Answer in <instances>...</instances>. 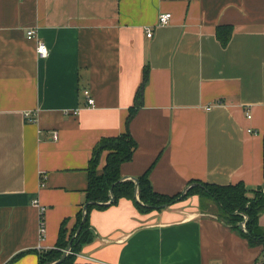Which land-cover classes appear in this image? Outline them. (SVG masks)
<instances>
[{
	"label": "crops",
	"instance_id": "0c3cea01",
	"mask_svg": "<svg viewBox=\"0 0 264 264\" xmlns=\"http://www.w3.org/2000/svg\"><path fill=\"white\" fill-rule=\"evenodd\" d=\"M133 107L122 176L149 171L168 195L200 181L264 191V0H0V264H39L64 223L70 239L95 146L127 131ZM220 210L200 194L148 212L125 197L93 207L74 264H256L264 242Z\"/></svg>",
	"mask_w": 264,
	"mask_h": 264
},
{
	"label": "trees",
	"instance_id": "16d2710c",
	"mask_svg": "<svg viewBox=\"0 0 264 264\" xmlns=\"http://www.w3.org/2000/svg\"><path fill=\"white\" fill-rule=\"evenodd\" d=\"M230 34L222 36L219 30V37L222 39V43L226 45L231 37ZM148 78V70L145 72V81ZM143 86L139 89L136 100L140 103L143 99ZM136 112V107L131 109V112L127 119V131L115 136L103 138L95 146L93 159L91 160L89 167V187L87 190V201L94 203L89 204L86 211V221L82 225V229L79 234L74 238L72 244L71 253H69L62 263L60 264H74L75 253L80 251L83 244L89 242L91 237L89 215L90 210L93 207L103 208L108 205L116 204L122 198L131 199L137 208L143 212L151 210H161L163 205L172 204L186 199L192 194H200L202 196H208L212 198L219 208L230 218V221L239 225V222L244 220L245 215L248 216L246 223L245 235L254 242H264V232L261 231L259 226L260 215L264 212V191H255L254 196H249V189L244 183L229 184V185H218L204 183L208 189H204L201 186H191L185 194L183 192L168 195L159 193L154 190L150 177L149 171L138 177L140 181L138 196L136 197L135 192V181L132 179L120 180L122 178L120 167L123 162L130 161L133 158L135 150L137 148V141L132 136L129 124ZM103 152H108L106 158V164L101 173L97 172V166L100 162L101 155ZM191 182L189 184H192ZM113 187V195L115 199L110 204H105L111 199V188ZM146 204L154 207L146 206ZM84 213L83 209L79 212L77 218V225L74 229L70 239H66L65 223L61 227L59 240L57 247L49 249L47 251L40 252L39 264L52 263L61 258L64 249L67 247L69 241L75 235L78 227L80 226Z\"/></svg>",
	"mask_w": 264,
	"mask_h": 264
},
{
	"label": "built area",
	"instance_id": "2783aa9c",
	"mask_svg": "<svg viewBox=\"0 0 264 264\" xmlns=\"http://www.w3.org/2000/svg\"><path fill=\"white\" fill-rule=\"evenodd\" d=\"M172 19V13L171 12H161L159 14V17H158V23L160 25H167L170 23ZM147 34L148 36H152L153 35V29L151 27H149L147 29ZM28 37L29 38H35L37 37V33L34 29L32 30H29L28 31ZM37 52L39 53V55H41L42 57H46L49 55V47L46 45L45 42H43L42 40L38 39V43H37ZM85 95L87 97V103L89 106H94L95 105V98L92 96L91 94V91L89 89H86L85 91ZM211 108V107H210ZM66 112H70V111H66ZM74 114H77L78 113V110H74L73 111ZM25 116L32 122H36L37 121V112H30V111H27L25 113ZM249 117H251L252 115L249 114L248 115ZM54 138H58V134L55 133L54 134ZM44 207H41V210L44 211ZM45 223H44V218L42 219V222H41V237L44 236V233H45ZM39 250H42V247L39 246ZM256 264H264V253L262 255V257L259 259V261L256 263Z\"/></svg>",
	"mask_w": 264,
	"mask_h": 264
},
{
	"label": "water",
	"instance_id": "95a60500",
	"mask_svg": "<svg viewBox=\"0 0 264 264\" xmlns=\"http://www.w3.org/2000/svg\"><path fill=\"white\" fill-rule=\"evenodd\" d=\"M126 179H132V180L135 181V183H136V185H135L136 197L139 199L138 191H139L140 181H139L138 177H135V176H122V178H121L120 180L122 181V180H126ZM194 185H198V186H201V187L204 188V189H208V188L206 187L205 184H203V183H201V182H194V183H192V184H189V185L186 187V189L183 191V194H185V193L187 192V190H188L191 186H194ZM114 199H115V197H114V195H113V187H112V188H111V199H110L109 202H107V203H105V204H110ZM92 203H94V202H92V201H87V202L85 203V205H84V207H83V213H84V216H83L82 222H81L80 226L78 227V229H77L75 235L72 237V239L69 241L67 247L64 249L61 258H59L58 260H56V261H54V262H52V263H47V264H60V263H62V261L64 260V258H65V257L71 252V250H72L73 240H74V238L79 234V232L81 231V229H82V225H83V224L85 223V221H86V215H85V214H86L87 208H88L89 204H92ZM146 206L154 207V206L149 205V204H146ZM167 206H168L167 204H164V205H163L164 208L167 207ZM247 221H248V216L245 215L244 220H242L241 222H239V226H240L242 229H244L245 231H247V230H246V223H247Z\"/></svg>",
	"mask_w": 264,
	"mask_h": 264
},
{
	"label": "rangeland",
	"instance_id": "374dc122",
	"mask_svg": "<svg viewBox=\"0 0 264 264\" xmlns=\"http://www.w3.org/2000/svg\"><path fill=\"white\" fill-rule=\"evenodd\" d=\"M207 197V196H206ZM208 208V207H207ZM220 211H222V210H220ZM222 213H223V211H222Z\"/></svg>",
	"mask_w": 264,
	"mask_h": 264
}]
</instances>
